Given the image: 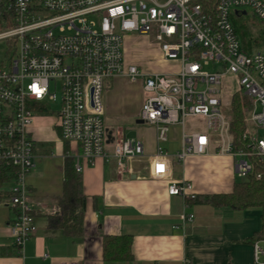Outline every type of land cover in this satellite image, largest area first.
Segmentation results:
<instances>
[{
    "label": "built area",
    "instance_id": "2783aa9c",
    "mask_svg": "<svg viewBox=\"0 0 264 264\" xmlns=\"http://www.w3.org/2000/svg\"><path fill=\"white\" fill-rule=\"evenodd\" d=\"M207 1L0 0V42L10 48L0 67V171L12 177L0 187L8 194L1 205L15 214L8 228L20 254L36 233L28 186L36 166L35 119L56 120L77 173L84 163L102 159L114 160L123 176L130 173L131 160L145 157L142 140L123 131L112 136L108 148L107 80L143 83L140 119L157 129L159 143L169 141L173 127L181 128L179 161L211 153L230 156L236 177L264 179V49L245 52L232 23V16L249 9L264 24V0H219L213 10L206 8ZM130 35L150 38L179 70L151 73L128 65L125 39ZM227 74L237 77L251 101L239 143L221 110ZM192 124H204L205 130L187 131ZM169 172L168 155L159 147L149 175L163 179ZM168 192L198 198L188 182L172 183ZM180 219L184 228L195 215L183 212ZM253 247L254 264H264V237Z\"/></svg>",
    "mask_w": 264,
    "mask_h": 264
},
{
    "label": "crops",
    "instance_id": "0c3cea01",
    "mask_svg": "<svg viewBox=\"0 0 264 264\" xmlns=\"http://www.w3.org/2000/svg\"><path fill=\"white\" fill-rule=\"evenodd\" d=\"M141 37H126L125 60L128 65L143 69L147 67L146 60L134 58L130 44ZM157 56L161 64L156 67L158 72L151 73L170 74L174 73L173 66H179L165 60L161 52ZM103 100L108 148L111 149L112 136L123 131L129 139L142 140L145 157L131 160V171L123 176L117 174L114 160L106 163L98 159L94 163H84L85 234L80 238H70L61 230L47 228L48 216L59 211L51 199L62 194L65 163L67 159L73 160L66 154L70 152V145L63 143L55 127L51 132L57 143L44 138L37 130V122L45 118L35 119L32 131L37 142L36 166L28 177V186L34 205L36 233L26 242L22 254L17 253L8 228L15 214L0 204L4 207L0 209V247L12 251L10 255L0 252V264H254L253 243L256 240L246 241L262 230L261 209L217 207L171 196L168 192L170 184L188 182L197 196L230 194L236 183L234 159L211 153L181 162L176 158L180 139L174 154L166 152L169 175L153 179L149 175V164L164 144L158 142L157 129L140 123L142 120L138 115L127 131L120 122L127 116L121 104L111 102L112 97ZM107 111L119 117L109 126L105 121ZM177 131H181L180 127L172 128L169 141ZM129 132L134 136L131 137ZM55 144H59L61 150L58 155L52 152ZM183 212L195 215L194 221L184 228L180 219ZM110 235L133 238L132 260H104L103 238Z\"/></svg>",
    "mask_w": 264,
    "mask_h": 264
},
{
    "label": "trees",
    "instance_id": "16d2710c",
    "mask_svg": "<svg viewBox=\"0 0 264 264\" xmlns=\"http://www.w3.org/2000/svg\"><path fill=\"white\" fill-rule=\"evenodd\" d=\"M218 1L208 0L205 2V6L213 10ZM232 23L245 52L252 53L256 49L264 48V24L260 25L254 15H234L232 16ZM250 106V99L243 94L238 93L232 100V114L229 120L231 132L236 143H239L245 130V119ZM64 175L62 194L51 199L59 211L54 215L48 216L47 228L49 230H61L70 238H80L85 234L86 197L83 192L82 174L75 171L72 159L66 160ZM10 181H12V177L0 171V187L5 182ZM6 199H8V194L0 192V204ZM195 201L237 210L261 209L263 218L262 230L246 242H254L264 237V179L258 181L250 177L248 181L236 182L230 194L198 196ZM132 245L133 238L131 236H105L103 238L104 260L112 262L132 260ZM0 252L3 255L12 253L11 249L7 247H0ZM17 253H19V250H17Z\"/></svg>",
    "mask_w": 264,
    "mask_h": 264
},
{
    "label": "rangeland",
    "instance_id": "374dc122",
    "mask_svg": "<svg viewBox=\"0 0 264 264\" xmlns=\"http://www.w3.org/2000/svg\"><path fill=\"white\" fill-rule=\"evenodd\" d=\"M247 14L253 15L251 10L247 9ZM256 20L261 25L263 24L261 21H259L257 18ZM152 40L150 38H136L131 41V47H132V55L134 58H144L147 62V67H143V70L146 72H158V65L160 63V59L157 56L160 51L157 47V45L152 44ZM264 49V48H260ZM259 49V50H260ZM257 50V49H256ZM9 45L6 41L0 42V67L5 62V60L9 56ZM146 52V53H145ZM145 62V63H146ZM174 72L179 70V66L175 65L173 66ZM156 68V69H155ZM207 71H212V66L206 67ZM241 87L239 84V80L237 77L233 74H227L223 78V85H222V99H223V105L221 107V110L223 113H226L228 118L231 116V103L235 95L238 93H241ZM109 92V93H107ZM144 90H143V83L141 81H138L136 83H130L127 79L124 78H116L107 80L105 82V89L103 94V99L106 97H112L113 103H117L118 105L121 104V106L125 109H123V113H125L127 116L126 118H123L120 122L123 124L124 128L130 130V124L133 123L134 120L137 119L138 115L141 113L143 99H144ZM112 104V103H111ZM130 117V118H129ZM119 118L115 115H112L110 111L106 112L105 115V121L106 125L109 126L110 122H113L114 119ZM56 124V120L53 117L45 118L44 120H39L37 122V127L39 130V133H42L44 135V138L50 139L51 141L55 140L54 135L52 134L51 130L54 129V125ZM195 124V123H194ZM188 125L187 131L201 129L205 130L204 124H197V125ZM181 130V128H180ZM131 137L134 136L132 132L128 133ZM264 137V131L260 132V138ZM181 139V131H177V133L171 136V139L168 143H164L162 145L164 152L170 153L171 155L174 154L177 151L179 141ZM59 144H55L53 148V153H56L57 155L60 153V149L58 147ZM246 180L240 179L236 177V182H245ZM0 209H4L3 206H0Z\"/></svg>",
    "mask_w": 264,
    "mask_h": 264
},
{
    "label": "water",
    "instance_id": "95a60500",
    "mask_svg": "<svg viewBox=\"0 0 264 264\" xmlns=\"http://www.w3.org/2000/svg\"><path fill=\"white\" fill-rule=\"evenodd\" d=\"M143 121H140V123H142Z\"/></svg>",
    "mask_w": 264,
    "mask_h": 264
},
{
    "label": "snow or ice",
    "instance_id": "6c2138e0",
    "mask_svg": "<svg viewBox=\"0 0 264 264\" xmlns=\"http://www.w3.org/2000/svg\"><path fill=\"white\" fill-rule=\"evenodd\" d=\"M160 167H162V166H160Z\"/></svg>",
    "mask_w": 264,
    "mask_h": 264
}]
</instances>
